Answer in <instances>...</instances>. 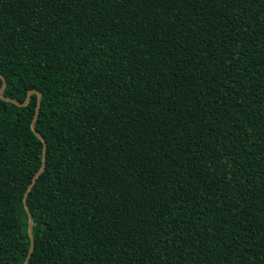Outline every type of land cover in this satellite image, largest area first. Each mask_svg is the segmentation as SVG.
Wrapping results in <instances>:
<instances>
[{
    "label": "trees",
    "instance_id": "1",
    "mask_svg": "<svg viewBox=\"0 0 264 264\" xmlns=\"http://www.w3.org/2000/svg\"><path fill=\"white\" fill-rule=\"evenodd\" d=\"M0 74L28 264H264V0H0Z\"/></svg>",
    "mask_w": 264,
    "mask_h": 264
},
{
    "label": "water",
    "instance_id": "2",
    "mask_svg": "<svg viewBox=\"0 0 264 264\" xmlns=\"http://www.w3.org/2000/svg\"><path fill=\"white\" fill-rule=\"evenodd\" d=\"M0 78L2 79V87L0 89V95H1V98L4 99V100H7L11 103H14L15 105L17 106H24L30 99L31 95L33 93L37 94V104H36V109H35V112H34V116H33V119H32V122H31V128L33 130V132L42 140L43 142V160H42V164H41V167L40 169L34 174V176L32 177V180H31V183L28 187V189L26 190L25 192V195H24V199H23V203H24V207H25V210L28 214V217H29V227H28V233H29V236H30V249H29V253L27 255V258L25 260V263L24 264H28L29 262V259H30V256H31V251H32V248H33V245H34V238H33V235H32V216H31V213H30V210L28 208V205H27V193H28V190L33 186V184L35 183L37 177L41 174V172L44 170V167H45V155H46V142L45 140L42 138V136L36 131L35 129V120L37 118V114H38V111H39V108H40V92L36 91V90H30L27 94V98L25 100V102L23 103H19L13 99H6L2 93H3V88L6 84V80L4 79V77L0 74Z\"/></svg>",
    "mask_w": 264,
    "mask_h": 264
}]
</instances>
